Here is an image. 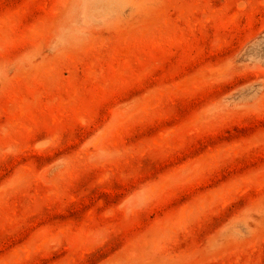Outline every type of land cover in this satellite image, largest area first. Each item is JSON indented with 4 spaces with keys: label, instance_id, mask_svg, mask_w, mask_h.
<instances>
[{
    "label": "rangeland",
    "instance_id": "1",
    "mask_svg": "<svg viewBox=\"0 0 264 264\" xmlns=\"http://www.w3.org/2000/svg\"><path fill=\"white\" fill-rule=\"evenodd\" d=\"M0 264H264V0H0Z\"/></svg>",
    "mask_w": 264,
    "mask_h": 264
}]
</instances>
